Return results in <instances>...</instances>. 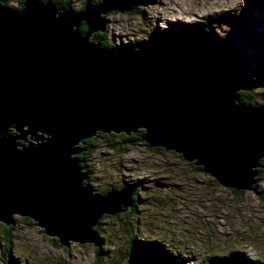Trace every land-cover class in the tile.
Listing matches in <instances>:
<instances>
[{
    "label": "water",
    "instance_id": "obj_1",
    "mask_svg": "<svg viewBox=\"0 0 264 264\" xmlns=\"http://www.w3.org/2000/svg\"><path fill=\"white\" fill-rule=\"evenodd\" d=\"M140 1L86 2L75 11L43 0H24L17 10L0 0V222L7 227L19 215L66 247L96 244L94 226L104 215L133 208L135 187L97 192L75 157L99 132L143 129L146 146L181 154L226 187L254 189L264 105L239 101L249 87L234 59L92 40L105 31V15Z\"/></svg>",
    "mask_w": 264,
    "mask_h": 264
},
{
    "label": "rangeland",
    "instance_id": "obj_2",
    "mask_svg": "<svg viewBox=\"0 0 264 264\" xmlns=\"http://www.w3.org/2000/svg\"><path fill=\"white\" fill-rule=\"evenodd\" d=\"M85 1L71 0V4L79 10ZM137 10L105 15L104 39L109 45L158 51L175 40L164 44L155 34L186 30L194 31L195 39L207 41L204 27L210 19L215 26H210L213 34L208 41L215 44H209V50L226 46V40H216L225 34L231 57L249 65L245 74L260 79L264 93V0H141ZM177 37L180 41L173 45L180 47L185 41ZM115 140L122 150L111 147L109 139L97 141L98 148L87 161L90 182L95 190L134 185L139 196L134 199V211L102 218L105 250L99 254L97 243L88 242L66 247L30 218L16 215L10 231L0 222V264H128L127 249L133 239L146 245L149 254L159 255L150 264H164L162 242L170 246L167 249L175 253L173 260L178 264H220L221 257L233 252L264 261V171L256 176L253 190L236 194L175 151H157L141 141L125 145L121 138ZM7 238L13 243V261ZM135 255L136 264L149 263L146 257Z\"/></svg>",
    "mask_w": 264,
    "mask_h": 264
},
{
    "label": "trees",
    "instance_id": "obj_3",
    "mask_svg": "<svg viewBox=\"0 0 264 264\" xmlns=\"http://www.w3.org/2000/svg\"><path fill=\"white\" fill-rule=\"evenodd\" d=\"M5 1V0H4ZM43 1H46V2H51L53 3L59 10H67V9H70V10H75V11H80L81 9H75L73 7V5L71 4V0H43ZM6 2V1H5ZM86 2H90L92 4H98L99 2H101V0L99 2H96V3H93L89 0L85 1L84 5L86 4ZM23 3H24V0H21L20 4L19 5H13L11 3H8L6 2L7 6L11 7V8H14V9H21L23 7ZM138 10H137V5L135 6V8L132 10V13H137ZM215 23L212 22L210 19L206 22V26L204 27V30H205V39H207V41H204L202 40L201 37H199L198 39H195V33L194 31H192L190 34L189 32L186 30V32L184 31H177L176 34L177 36H181L184 38V41L185 43H181L182 45L180 47L178 46H174L173 44L175 43H178L180 40V38H178L177 36H175L173 33L169 34L170 32H167L165 34H163L162 36H160V34H155L154 37H161L162 39V42L164 44L167 43V39L168 41L171 40V41H174L172 46H169V47H161L160 50L158 51H153V52H160V51H163L165 53H179V52H182L183 50H188V51H191V50H194V49H197V50H200V51H203V50H208L209 52H213L215 54H223L225 56H228L230 58H232V54L231 52L228 50L230 49L231 45L226 37L225 34L221 35L219 39H216L218 42L220 40H226L227 41V45L222 47V48H219L218 50H209V44H212L215 42H212V41H208L210 38H211V34H213V30L210 28V26H215L214 25ZM88 29V26L84 23L82 24V26L80 27V31L82 33H85L86 30ZM105 31H101V32H97L96 34L93 35L92 37V40H98L100 38H103L102 39V43L104 46H107V47H113V48H118V47H114L113 45H109L106 40L104 39L105 37ZM165 35H166V39L165 38ZM229 36V35H228ZM198 42V43H197ZM124 50H127V49H124ZM127 51H135V50H127ZM137 51H152V50H137ZM233 59V58H232ZM234 66L239 70L241 71L242 73V76H243V80L244 82L246 83V85L249 87L247 90H240L238 92V97H239V101L247 104V105H250V106H263L264 105V101H258L260 97H264V93L262 90H260V86L262 85V81H260V79H253V77H251L250 75H246L245 74V71L246 69H250L249 65L245 62H243L242 60H235L234 62ZM257 71H260V68H257L256 69ZM259 80V81H258ZM256 93V94H255ZM260 95H259V94ZM144 130L143 129H140L137 133H132L130 135H127V134H124V133H119V134H114V133H110V134H106V133H102V132H99L96 136L92 137V138H89V139H85L82 141V143L80 144V148H81V152L79 154H77L75 157L77 159L80 160V163L81 165L84 167V170L85 171H88V165H87V161L89 159V157L93 154L92 152H94L96 150V148H98V143L97 141L100 139V138H103V139H109L111 142L109 143V145L111 147H113L114 149H119V150H122L123 148H119L117 147L120 143V141H116V137H119L121 138V142H123V144H137L138 142H142V144H144V142L141 140V136L143 134ZM23 143V142H21ZM152 149L154 150H157V151H167L166 149L164 148H161V147H152ZM260 166L257 168L258 170V174L257 175H262L263 174V171H264V158L261 159L260 161ZM198 169H202L203 168L201 166H197ZM257 178V177H256ZM257 184V183H256ZM255 184V185H256ZM93 185V184H92ZM124 186H131V185H123L121 186L120 188L124 187ZM133 187H135L134 185H132ZM94 187V185H93ZM111 188H116L114 186H110L108 187L107 189H96L97 192H100V193H106L109 189ZM234 192L236 194H242L245 192V190H234ZM139 196V193L138 191L136 190L135 188V193H134V196H133V208L130 210V212L134 211L135 208H136V205L134 203V199L136 197ZM118 214V213H117ZM105 216V215H104ZM104 216L102 218H104ZM102 218L99 220V223L94 226V230L95 232L98 234V242H97V246H98V253L100 254L102 251L105 250L104 246H103V242L105 240V238L102 236V234L100 233V222L102 220ZM26 219H29L26 217ZM13 228L12 226L10 227H7L6 230L10 231V229ZM8 236V235H7ZM8 240L9 242V250H8V253H9V256H10V259L11 261H13V258L11 257V253L13 251V246H12V240L11 239H6ZM146 245H142V243L140 244V242L138 240H135L133 239L130 246L128 247L127 249V254L128 256L130 255V253L132 251H136L137 253L143 255L144 257H146L147 259H149V261H153V259H156V257H158L159 255H156V254H149L147 249L144 248ZM161 246H163V253H162V260L164 261V264H178L176 263L173 259L175 258V253L174 252H171L170 249H167L168 247H170L169 245L166 246V244H164L163 242L161 243ZM178 256H181L180 254H178ZM165 260H167V262H165ZM221 260H222V263L220 264H264V261L261 259V258H258V257H255V258H251L249 259L248 257H245L241 252H233L232 254H230L229 256L227 257H221Z\"/></svg>",
    "mask_w": 264,
    "mask_h": 264
},
{
    "label": "flooded vegetation",
    "instance_id": "obj_4",
    "mask_svg": "<svg viewBox=\"0 0 264 264\" xmlns=\"http://www.w3.org/2000/svg\"><path fill=\"white\" fill-rule=\"evenodd\" d=\"M7 228V227H6ZM53 239L56 241V242H59L58 239L56 237H53Z\"/></svg>",
    "mask_w": 264,
    "mask_h": 264
},
{
    "label": "bare ground",
    "instance_id": "obj_5",
    "mask_svg": "<svg viewBox=\"0 0 264 264\" xmlns=\"http://www.w3.org/2000/svg\"><path fill=\"white\" fill-rule=\"evenodd\" d=\"M124 12H126V13H132V11H124Z\"/></svg>",
    "mask_w": 264,
    "mask_h": 264
}]
</instances>
